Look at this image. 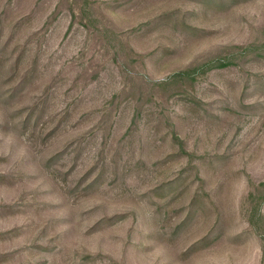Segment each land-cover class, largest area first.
Segmentation results:
<instances>
[{"label":"rangeland","instance_id":"rangeland-1","mask_svg":"<svg viewBox=\"0 0 264 264\" xmlns=\"http://www.w3.org/2000/svg\"><path fill=\"white\" fill-rule=\"evenodd\" d=\"M0 264H264V0H0Z\"/></svg>","mask_w":264,"mask_h":264},{"label":"trees","instance_id":"trees-1","mask_svg":"<svg viewBox=\"0 0 264 264\" xmlns=\"http://www.w3.org/2000/svg\"><path fill=\"white\" fill-rule=\"evenodd\" d=\"M211 67V66H210ZM182 74V73H181ZM180 75V74H179ZM262 186V185H261Z\"/></svg>","mask_w":264,"mask_h":264}]
</instances>
